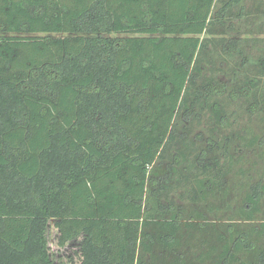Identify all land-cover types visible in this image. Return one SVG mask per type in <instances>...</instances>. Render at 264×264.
<instances>
[{"label": "trees", "instance_id": "1", "mask_svg": "<svg viewBox=\"0 0 264 264\" xmlns=\"http://www.w3.org/2000/svg\"><path fill=\"white\" fill-rule=\"evenodd\" d=\"M256 19L264 0H0V264H264L261 139L238 123L264 110V46L226 36ZM200 110L233 128L207 152L175 130ZM235 166L244 204L209 221Z\"/></svg>", "mask_w": 264, "mask_h": 264}, {"label": "rangeland", "instance_id": "2", "mask_svg": "<svg viewBox=\"0 0 264 264\" xmlns=\"http://www.w3.org/2000/svg\"><path fill=\"white\" fill-rule=\"evenodd\" d=\"M260 20L261 19H256L254 21L255 25L246 26L243 28L240 27L239 22L235 21L233 28L228 30V34L226 35L227 38H230L232 42L234 41L233 42L234 51L239 52V47L243 48L241 54L250 57V60L251 59L255 60L251 56H257L263 50L264 33H260L259 31L261 30V27L259 26ZM3 35L4 33L0 32V36ZM257 39L262 41L256 44H252L253 41H249V40H257ZM244 45H248L246 47V50L244 49ZM228 63L229 61H224L218 64L219 69H221L219 70L218 77L220 78L222 83H227L228 86H230V82H233V78L234 77L239 78V73L242 74V71L240 66L237 69V74H236L237 77L235 75L231 77L226 73H222L226 69V66L229 65ZM204 111L205 110L193 111V113L191 111L189 116H184L175 125L176 133L179 136L178 138L186 140L185 145L187 146L188 149H191V147H193L192 145H195L194 148L197 151H199L202 148V150H205L207 152L208 150L207 142L209 143V141L207 140L219 139L223 134L231 132V130L233 129L230 127L225 130V127H218L211 120H209V122H211L212 125L208 124V122L206 121L208 118L207 115H203ZM249 113L243 112L242 114H239L238 123L240 125H245L246 123H249L252 131L251 135L258 136L261 139V145H259V147L255 149L256 151H254V153L249 152L247 155V157H249L248 162L249 163L254 162L251 166H248L249 167L248 171H250L249 176H254L257 175L260 171L264 170V110L259 109L257 111H254L250 113L252 115H250ZM230 118H232V116H230ZM209 156L210 157L216 156L218 158V151L210 153ZM167 165L168 163H164V162L159 165L156 164L153 177L157 176L160 180L168 172L169 173L168 176L170 175V177L167 179L166 182H169L172 179L173 185L177 186V184H174L177 175L174 174L173 171L175 170V167H178L179 170L181 167L177 166V164H174L172 170L170 171ZM239 166L242 165L239 164ZM245 168H247L246 164L240 167L239 171L247 170ZM183 173L184 176H188L189 179L191 177L195 179L196 177V176L195 177L191 176V174H193L192 171L191 172L183 171ZM241 177L242 174L238 172V166H235L231 173L223 175L224 185L223 187H221V191L218 190V193L214 196V198H212V200L209 199L208 202L209 203L208 206L211 207L212 209H208L207 207L202 209L204 212V217L207 220L209 221L212 220L217 221L218 219L226 220L227 218L233 216L235 214L236 209L240 208L244 204L243 203L244 194L242 192L243 187H241L240 185L241 181L243 180V178ZM189 184H192V182H189ZM224 187L226 189L223 191ZM174 191L176 192V189ZM183 197L184 196L181 195H178V197H174L175 200L174 207L178 208L183 212L182 220L189 221L191 220L190 219L191 215L194 212H196L199 208H201V205L203 206V204L195 205L190 200H188L187 197L186 198ZM262 202L264 204V197ZM49 240L51 241V245L53 246L55 243L54 237H50Z\"/></svg>", "mask_w": 264, "mask_h": 264}]
</instances>
